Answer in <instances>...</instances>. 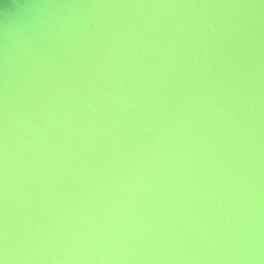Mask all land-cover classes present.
Listing matches in <instances>:
<instances>
[{"label": "water", "instance_id": "1", "mask_svg": "<svg viewBox=\"0 0 264 264\" xmlns=\"http://www.w3.org/2000/svg\"><path fill=\"white\" fill-rule=\"evenodd\" d=\"M0 264H264V0H0Z\"/></svg>", "mask_w": 264, "mask_h": 264}]
</instances>
